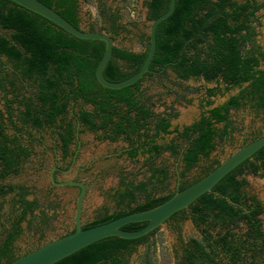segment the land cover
Here are the masks:
<instances>
[{"label":"trees","instance_id":"obj_1","mask_svg":"<svg viewBox=\"0 0 264 264\" xmlns=\"http://www.w3.org/2000/svg\"><path fill=\"white\" fill-rule=\"evenodd\" d=\"M39 1L56 10L75 28L82 29L78 0ZM175 2L173 13L156 27V47L149 71L132 85L110 90L102 87L95 78L96 66L105 49L103 41L76 38L40 15L9 0H0V58L4 57L10 63L5 69L0 60V92L10 114L17 111L16 121L21 126L54 128L57 140L66 150L79 124L92 133L100 131L101 140H124L128 146L125 154L130 160L147 154L155 157L167 151L182 166L174 188L167 190V167L155 166L150 157L146 160L149 176L138 182L121 177L120 189L113 195L116 210L105 212L83 228L153 208L211 171L218 161L200 176L185 179L200 157L208 159L215 148V137L225 140L234 131L228 120L229 110L248 106L264 115V48L258 44V34L253 26L264 2ZM169 3V0H147V20L166 12ZM96 11L97 16L89 24L88 31L105 32L113 41L128 32L121 23L118 9L98 0ZM139 43L140 51L125 50L114 44L111 58L102 70L107 81H122L141 68L149 49L148 34H141ZM168 72L180 81L198 79L214 84L205 90L199 119L182 130L178 126L170 129L173 114L153 113L152 103L143 95L141 84L145 78H163ZM14 78L28 96L18 93L7 98L10 91L7 87H15ZM232 89L236 90L235 94L210 108L211 98L223 96ZM78 103L81 106L74 111ZM14 105L19 109L16 110ZM69 107L72 110L68 118ZM1 119L0 137H5ZM8 123L19 131L18 123L11 117ZM219 123H223L222 128L215 129L214 124ZM150 130L154 133L150 134ZM160 135L172 137L168 142L158 144L156 139ZM10 142L13 147H9L6 138V164H9L6 178L8 173L15 172L12 166L18 163L20 154L26 158L31 154L15 140ZM246 169L254 174L264 169V147L226 174L212 192L203 194L187 209L166 220L177 222L188 217L199 232V238H179L176 264H264V230L260 221L264 205L245 190L247 182L241 175ZM2 194L4 192L0 190ZM7 195L11 197V209L6 244L0 248V259L6 258V263L19 256L14 252L13 242L21 232V223L37 207L34 199H28V187L6 184ZM47 220L42 211L39 224L45 225ZM144 225L145 222L129 223L122 229L136 231ZM157 230L136 239L110 236L54 264H127L129 256L139 246H144Z\"/></svg>","mask_w":264,"mask_h":264},{"label":"rangeland","instance_id":"obj_2","mask_svg":"<svg viewBox=\"0 0 264 264\" xmlns=\"http://www.w3.org/2000/svg\"><path fill=\"white\" fill-rule=\"evenodd\" d=\"M101 1L106 6L119 10L121 23L128 30L117 36L114 44L125 50H142L139 37L141 34H148L149 27L147 0ZM258 1L264 2V0ZM78 3L80 27L87 30L97 16L98 0H78ZM256 16L257 22L253 23L258 34L256 40L264 48V8L259 10ZM0 60L5 69L10 67V63L4 57ZM13 80L15 87H7L10 90L7 98H12L13 94L18 93L28 96L29 93L20 87L19 81L16 78ZM141 85L143 95L153 104L152 110L155 113L169 112L165 109L166 107L173 110L171 111L172 127L188 125L196 120L201 112L200 105L205 98V90L214 87V84L198 79L180 81L171 72L163 78H145ZM235 93L236 90L232 89L223 96L216 95L211 98L212 105L225 102ZM3 103L2 92H0V109ZM80 106L81 104L78 103L73 110L77 111ZM13 107L16 110L19 109L16 105ZM84 108L90 110L89 106ZM71 110L72 108L69 107L68 118L71 116ZM229 119L234 127L231 138L219 141L208 159H200L198 164L186 173L185 179H194L214 161L221 162L238 149L243 141L264 134V115L248 106L231 110ZM18 125H20L19 122ZM23 129L28 134H23L20 141L30 149L31 155L19 174L6 178V184H21L28 187L30 191L28 199L37 201L48 220L45 225H40L37 213L32 217H26L21 223L20 234L13 242L14 252L17 255L61 236L73 225L75 191L70 188H52L49 184V172L55 162L64 167L71 163L66 178L71 180L76 176L86 184L87 190L82 202L81 221L83 223L92 221L100 213H112L116 210L113 195L120 189L121 177L138 182L149 176L147 158L128 159L125 154L127 143L122 139L115 142L101 140L100 131L92 133L80 126L79 133L69 146V151L74 152L75 156L62 159L54 128L34 129L27 125L23 126ZM7 134L13 135L11 130H8ZM171 137H167L165 142ZM153 164L167 167L166 189L172 190L179 178L178 173L182 169L180 162L167 154H162L153 159ZM241 178L247 182L245 188L247 193L256 196L264 205V169L256 174L246 169ZM10 199V195H7L6 226L11 209ZM260 221L264 230V214L260 216ZM180 237L199 238L198 230L188 217L182 221L164 223L144 246H139L129 256L127 264H176Z\"/></svg>","mask_w":264,"mask_h":264},{"label":"water","instance_id":"obj_3","mask_svg":"<svg viewBox=\"0 0 264 264\" xmlns=\"http://www.w3.org/2000/svg\"><path fill=\"white\" fill-rule=\"evenodd\" d=\"M41 17L53 22L68 34L86 40H99L105 43L104 53L95 69L96 81L104 88L118 90L138 82L148 71L153 59L156 47L155 31L158 23L169 17L175 9V0H169V7L166 12L155 19L148 21L149 49L141 68L119 82H109L103 75L102 70L112 55L114 41L112 37L100 31H88L75 28L60 16L56 10L43 4L39 0H9ZM264 147V134L240 146L225 159L219 162L211 171L202 176L196 182L186 188L175 192L163 203L142 211L129 213L105 223L83 228L80 223V212L85 186L81 182L66 181L55 183L52 174L51 181L58 185H75L80 188V193L76 201V211L74 218V230L68 234L53 238L36 248L20 254L12 261L5 264H54L55 262L73 254L81 248L99 241L101 239L115 236L122 239H136L147 235L151 231L161 227L166 220L174 213L185 210L196 199L205 193L212 192L213 187L232 169L237 167L246 159L250 158L259 149ZM145 222V225L136 231H126L122 227L129 223Z\"/></svg>","mask_w":264,"mask_h":264},{"label":"flooded vegetation","instance_id":"obj_4","mask_svg":"<svg viewBox=\"0 0 264 264\" xmlns=\"http://www.w3.org/2000/svg\"><path fill=\"white\" fill-rule=\"evenodd\" d=\"M2 95H3V94H2ZM223 103H224V102H223ZM221 104H222V103H221ZM219 105H220V104H219ZM214 106H218V105H212L210 108H212V107H214ZM152 107H153V104H152ZM152 107H151V110H152ZM165 109L168 110L169 112L164 111V112H162V113H155L153 110H152V112L155 113V114H162L163 116H169L170 113H171V110H170L171 108H170V107H166ZM231 110H233V109H231ZM231 110H229V112H230ZM201 112H202V110H201ZM201 112H200V114H201ZM229 112H228V120L230 121V119H229ZM200 114H199V116H200ZM199 116H198V118H197L196 120H194L193 122L197 121V120L199 119ZM0 117L2 118L1 121H2L3 126H5L4 133L6 134L5 137H0V190H2V191L4 192V194L0 195V248H1L3 245L6 244V172H7L8 169H9V164H6V138L8 139V143H7V144L9 145V147H13V145L10 144V143H11L10 141H14V140H15V143H17L19 146H21V147H23L24 149H26L27 146L24 145V144L20 141V139L22 138L21 136H22L23 134L26 135V134H28V133H26V131H24L23 126H21V123H19V124H20L19 127H20L21 129L19 128V131H18V132H17L15 129H13V128H11V127L9 126V123H8L9 117H11V119L13 120V122L18 123V122L16 121V117H17V116H16V114H12V115H11L10 112L8 111V108H7V107L5 108V105H4V104H2V107H1V109H0ZM193 122H191L190 124H192ZM170 123H171V120H170ZM190 124H188V125H182L181 127H179V130H182V127H184V126H189ZM222 126H223V123L214 124L215 129H221ZM79 127H80L79 124H77L76 127H75V131L72 133V139H71L70 143L67 145L66 150H65L64 148H62V142L59 141V140H57V141H58V144H59V147H60V152H61V158H62V159H65L66 157H69V156H70L71 158H73V157L75 156V153H74V152H70V151H69V146L72 144L73 140L76 138V135L79 133V131H78V128H79ZM152 127H153V125L151 124V125H150V128H152ZM230 127H233L231 121H230ZM31 128H32V127H31ZM172 128H174V127H172V124H171L170 129H172ZM233 128H234V127H233ZM34 129H36V128H34ZM8 130H11V131H12V133H13L12 136H9V135L7 134V131H8ZM149 133H150V134H153L154 131H153V130H150ZM232 133H233V132H232ZM232 133H231V134H232ZM231 134H230V137H229V138H231ZM169 136H170V135H169ZM169 136H166V135H160V137H158V138L156 139V141H157L158 144H164V143L168 142V141L171 139V138H170L168 141L165 142L166 138L169 137ZM229 138H226V139H229ZM226 139H225V140H226ZM251 139H252V138H251ZM251 139L249 138V139L243 141V142L241 143L240 146H242V145L246 144L247 142L251 141ZM219 141L221 142V141H223V140H220V139H218L217 137L214 138L215 147H216V144H217ZM27 149H29V148H27ZM127 149H128V146H127L126 150H127ZM214 149H215V148H214ZM2 150H3V151H2ZM29 150H30V149H29ZM126 150H125V151H126ZM213 151H214V150H213ZM213 151H212V152H213ZM212 152H211V153H212ZM211 153H210V154H211ZM162 154H167L169 157H172V156L170 155V153L167 152V151L162 152L160 155H162ZM210 154H209V155H210ZM30 155H31V154H30ZM30 155H29V156H30ZM160 155H158V156H160ZM158 156H155V157H158ZM144 157H146L147 159H149V158L151 157L152 160L155 158L153 155H149V154L145 155ZM181 157H182V156H180L179 158H181ZM18 158H19L18 163H14L13 166H12V169H13V171H15V172L8 173V177H9V176H13V175H17V174H19V173L21 172L22 168L24 167L25 162H26V160H27L26 156H25L24 154H20ZM128 159H129V158H128ZM200 159H204V158H203V157H200ZM210 166H212V167L215 166V163L213 162L211 165L207 166L204 170H202V172H201L198 176H200V175H201V174H202L207 168H209ZM70 167H71V163H70L68 166L64 167V166L58 164L57 162H55V163L53 164V166H52L50 172H49V184H50V187H52V188H56V187L70 188V189H73V190L75 191V203H74L73 225H72L71 229L65 230V231L63 232L62 235L68 234V233H70V232H72V231L74 230V218H75V211H76V201H77V197H78V195H79V193H80L81 190H80V188H79L78 186H75V185H63V186H58V185L54 184V183L51 181V179H50V175L52 174V176H53V180H54L55 183H61V182H66V181L81 182V183L84 184V186H85V192H84V195H85L86 190H87L86 184H85L83 181H81L79 178H77L76 176L73 177L71 180H68V179L66 178V174H67V172L69 171ZM178 175H179V173H178ZM59 176H61V177H59ZM198 176H197V177H198ZM195 178H196V177H195ZM19 185H21V184H19ZM23 186H24V185H23ZM25 187H26V186H25ZM28 189H29V188H28ZM84 195H83V197H84ZM29 200H31V199H29ZM35 201H36V200H35ZM82 202H83V198H82ZM36 204H37L36 209H35L31 214H28L27 217H28V216L32 217L35 213H37L38 218L41 217V212H42L43 210L41 209V207H40V205L37 203V201H36ZM44 214H45V213H44ZM103 214H105V212L100 213L98 216L103 215ZM98 216L95 217V218H94L92 221H90V222L83 223V222L81 221V217H82V204H81L80 223H81L82 227L87 226L88 224H90L91 222H93L94 220H96V219L98 218ZM62 235H61V236H62ZM32 249H34V248H32ZM32 249H29V250H27V251H30V250H32ZM27 251H26V252H27ZM18 255H20V254H18ZM0 263L5 264V263H6V258L1 257V259H0Z\"/></svg>","mask_w":264,"mask_h":264}]
</instances>
